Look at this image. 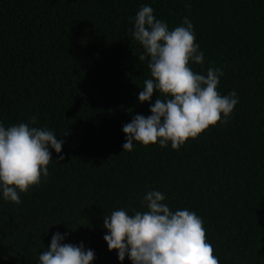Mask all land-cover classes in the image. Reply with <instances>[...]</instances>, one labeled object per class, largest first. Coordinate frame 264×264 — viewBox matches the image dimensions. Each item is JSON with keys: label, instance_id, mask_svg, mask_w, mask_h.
Returning a JSON list of instances; mask_svg holds the SVG:
<instances>
[{"label": "trees", "instance_id": "obj_1", "mask_svg": "<svg viewBox=\"0 0 264 264\" xmlns=\"http://www.w3.org/2000/svg\"><path fill=\"white\" fill-rule=\"evenodd\" d=\"M142 5L170 30L188 17L204 53L190 66L220 68L218 91L239 100L227 123L179 150L122 148L123 126L159 95L138 100L151 78L129 35ZM0 122L64 141L20 204L0 193V264H39L56 232L94 250L92 264H131L108 250L103 218L147 210L151 190L202 218L219 264H264V0H0Z\"/></svg>", "mask_w": 264, "mask_h": 264}, {"label": "clouds", "instance_id": "obj_2", "mask_svg": "<svg viewBox=\"0 0 264 264\" xmlns=\"http://www.w3.org/2000/svg\"><path fill=\"white\" fill-rule=\"evenodd\" d=\"M130 37L143 48L138 59L148 60L151 78L144 80L139 102L151 101V114H137L126 123L123 151H132L134 142L143 146L159 144L179 150L210 126L227 123L239 102L235 91H218L220 68L209 67L206 75L197 73L190 62L204 63V53L196 43L193 24L188 17L169 29L154 10L142 5L132 18ZM162 97V98H161ZM36 117H32L35 123ZM63 140L47 128L27 123L5 127L0 122V193L5 201L20 204V193L41 183L49 175L48 165L54 149L61 153ZM64 156H58L63 160ZM165 195L148 191L141 202L147 210L129 214L126 209L104 215L103 239L109 251L115 250L119 261L127 257L131 264H219L208 242L204 222L194 211L171 210L163 203ZM68 233L56 232L50 245L39 255V264H92L95 252L79 245L62 243Z\"/></svg>", "mask_w": 264, "mask_h": 264}]
</instances>
